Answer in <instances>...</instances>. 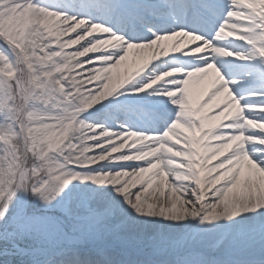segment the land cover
<instances>
[{
  "label": "snow or ice",
  "instance_id": "6c2138e0",
  "mask_svg": "<svg viewBox=\"0 0 264 264\" xmlns=\"http://www.w3.org/2000/svg\"><path fill=\"white\" fill-rule=\"evenodd\" d=\"M0 264H264V0H0Z\"/></svg>",
  "mask_w": 264,
  "mask_h": 264
},
{
  "label": "bare ground",
  "instance_id": "6f19581e",
  "mask_svg": "<svg viewBox=\"0 0 264 264\" xmlns=\"http://www.w3.org/2000/svg\"><path fill=\"white\" fill-rule=\"evenodd\" d=\"M163 46L169 48L170 50V45L173 43V41H165V42H161ZM131 70V69H129ZM117 72L119 73V75L122 77L125 73V68L124 66L122 65L120 69L117 70ZM197 94L198 95H201L202 94V89H197Z\"/></svg>",
  "mask_w": 264,
  "mask_h": 264
}]
</instances>
